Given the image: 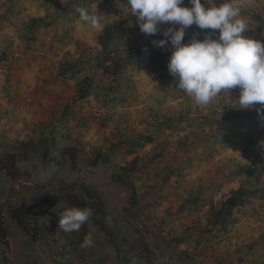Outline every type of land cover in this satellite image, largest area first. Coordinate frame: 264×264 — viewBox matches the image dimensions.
Here are the masks:
<instances>
[{"label":"rangeland","instance_id":"obj_1","mask_svg":"<svg viewBox=\"0 0 264 264\" xmlns=\"http://www.w3.org/2000/svg\"><path fill=\"white\" fill-rule=\"evenodd\" d=\"M251 1L255 0L237 2L241 12L246 6L245 3ZM6 3L10 5L11 1L6 0ZM16 3L18 4L17 1ZM43 3L49 6V18H62L63 23L66 17L75 23L79 17L78 8H87L89 12L97 11L101 18L111 19L113 26L127 27L123 41L111 43V55L130 47H139L142 53L135 64L122 71L121 77L124 76L121 83L118 82L116 89L110 91L107 96L104 88L95 87V81H101L104 75L98 69L92 70L100 60L98 53L101 47L97 36L101 31H87L76 25V29H79H71V33L75 35L76 32L80 34L82 31L84 41H65L66 46L63 47L68 50L63 56L62 50L56 53V48L61 44L49 36L50 42L53 43L49 50L55 58L56 67L46 65L45 69H54L59 73L60 69L65 67L63 63H72L80 72H76L71 78L66 75L64 79L48 83V90L53 95L49 94L51 98L43 104L44 110L39 117L46 120L40 127L35 124L37 119L31 116L35 111L31 110L28 115L15 111L16 114H4V117L0 118V162L8 166L7 173L12 175L6 177V172L0 175V187L4 195L0 201L1 226L7 235L1 240L0 264L239 263L240 253L233 251L232 238L228 236L234 226L223 230L214 223V214L222 197L249 183L243 176H233L238 167H264V152L257 154L252 149V144L257 146L256 142L262 139L246 133H235L227 138L226 145L219 144L217 139L221 134L215 131V124L212 122L220 120L215 118L211 122H200L199 125L203 129L196 137L198 141L184 129L186 124H179L175 115H166L162 120L166 122L170 118L175 119L176 122H172V128L168 130L146 120L145 114L153 120L150 111L155 108L156 100L166 94L172 96L170 93H164L165 74H169L168 61L160 67L152 59L162 48L155 47L152 41L165 39L162 32L170 26L169 24L161 25V32L152 36L141 33L136 18L131 16L130 12H122L120 4L124 3V0H47ZM261 9L262 12L249 14L252 15V27L259 34L264 33V30L257 31L263 23H259L257 17L264 21V7ZM23 11L22 19L25 20L30 10L23 7ZM34 21H30V24L44 26L42 19ZM35 26L32 27V32L37 37ZM44 30L50 32L48 27ZM186 32L188 37L192 38L191 31L185 30V34ZM197 36H201L200 33ZM18 41L21 44L18 48L23 51L20 50V55L23 56L27 54V49L30 51L34 48L29 45L34 41L38 42V39L28 37L24 42L19 38ZM163 47L165 51L172 50L170 42H166ZM169 56L167 54L163 60H168ZM13 58L21 59L18 53H14ZM89 76L93 80L90 91L93 93L86 99L75 102L76 89L81 85V81ZM134 77H137V82H141L142 90L147 92L136 93L132 80ZM126 78L131 81L129 84L125 82ZM109 82L110 80L106 83ZM111 82L114 83V80ZM174 89L176 93L173 98L182 101L177 104L180 109L186 108L192 112L195 107L192 98L185 96V92L179 87ZM24 94L26 95L18 98L16 102L15 98L13 99L14 109L21 111V103L24 105L23 110H28V107L35 110L42 106V102L38 105L33 101L31 92ZM168 96L164 97L165 104L169 102ZM183 96L186 98H181ZM175 101L164 108L156 104V109L163 110L165 114H170V111L176 114L178 112L173 111ZM179 112L183 115V110ZM242 113L253 115L264 132V125L255 108L242 110ZM18 115L21 117L18 118ZM204 116V113H199V121ZM24 117L34 120L27 125ZM249 123L251 124L252 120ZM7 134L10 137H7ZM143 134L148 136L152 143L145 144L143 139H139ZM205 148L209 150L206 151ZM163 149L167 152L162 158H157L155 154ZM63 151L75 154L74 165L68 156L61 154ZM44 152L47 153L46 158L43 157ZM209 152L210 156H206ZM97 153L107 156V161L92 164ZM134 159L138 160L139 170L131 178L132 184H119L116 176L120 168ZM150 161L152 162L148 164ZM228 178L231 181L228 182ZM83 187L100 197L104 213L110 221L108 229L115 232L117 247L111 246L101 235L99 224L94 220L100 217L99 212H96L98 203L84 195ZM257 190L260 194L264 191V172L257 184ZM66 194L70 196L69 203L66 201ZM24 199L30 203L34 215L38 216V223L35 225L29 217L23 218L26 230L22 231L10 217V212L20 209L21 200ZM255 200L246 207L261 205L263 202L260 199ZM71 207H90L93 209V215L80 228L79 234L70 240L71 232L66 233L58 228L55 215L59 212L62 214ZM246 207L234 209L233 215L242 216L249 211ZM251 217L253 218L246 216L247 219ZM236 224L237 221L234 225ZM86 235L92 236V247H81ZM74 239L77 240L75 251L72 249ZM213 245L219 248L210 255ZM124 255L126 260L123 259Z\"/></svg>","mask_w":264,"mask_h":264},{"label":"crops","instance_id":"obj_2","mask_svg":"<svg viewBox=\"0 0 264 264\" xmlns=\"http://www.w3.org/2000/svg\"><path fill=\"white\" fill-rule=\"evenodd\" d=\"M11 4L7 5L6 0H0V118L4 117V114H16L15 111L19 113H23V115H28V111H32L35 113H32L31 116H33L37 121L35 122L38 127L41 126V123L46 120L44 117H39L41 113L44 110L43 104L47 103L48 98H51L50 96L53 95L48 89L50 81H54L57 79L61 78V69L59 73L56 72L54 69H45V66L47 65L48 67L55 68L56 64L54 56H52V52H50L49 47L53 44L50 42V37H53V40L55 41L56 39L58 40L57 43L61 44L58 48H56V53L60 52L62 50V56L67 53L66 50L68 48H64L63 46H66L65 41L72 39V41H84V38L82 37V31L79 33L76 32L71 33V29L77 30L76 25L82 27V29H86L89 31L90 29L87 26H82L81 24L77 23V20H75V23L72 22V19L69 21L68 17L64 19L62 18H49V6H46V3L44 4V1L47 0H10ZM18 2V4L16 3ZM241 0H236V2H239ZM224 0H222V3ZM39 3V4H38ZM202 4H205V6L208 5L207 2H201ZM246 6L241 12V17H243L246 21V23L249 25L248 31L243 33L245 37L252 38L254 40L260 41L262 40V35L263 33H257L256 29L254 31L252 27V22L250 21V18L253 13H258L262 12L261 8L264 7V0H255L251 1L250 3L246 2ZM183 6H186L185 4ZM23 7L28 8L30 10V14L26 15L25 20H23ZM39 7V8H38ZM114 7V6H113ZM189 7V6H186ZM41 8V10H40ZM262 14V13H261ZM34 19H42V22L44 23V26L38 27V24L35 23V29L37 33V37L34 36V33L32 32V27L34 25L30 24V21ZM21 20V21H20ZM102 23L105 24L104 29L108 26H112V20L110 19H104L101 18ZM29 21V24H28ZM37 21V20H35ZM69 21V22H68ZM22 23H24L22 25ZM40 24V23H39ZM45 27H48L50 30L49 33H47L46 30H44ZM68 28L70 30H68ZM58 29V32H57ZM186 30L191 31V36L193 37L194 35L202 40L204 38L205 33L209 34L211 38L216 39L218 36V30H210V29H204L201 30L199 29L196 25L189 26ZM103 32L101 31L100 35ZM200 33L201 36H197ZM55 35V37H54ZM98 35L97 37H99ZM186 37L188 38V41L183 43H188L192 38H189L186 32ZM203 35V36H202ZM34 38L35 40L38 39V42L34 41L33 44L29 45L34 48L32 50L28 51L26 50L25 55H20V50L21 52L22 49H19L18 46H21L19 40L23 41L27 38ZM52 41V40H51ZM79 41V43H80ZM24 42V41H23ZM13 43V44H12ZM43 47V48H39ZM45 50H48L47 52ZM14 51V53L19 54V58L21 59H14L13 54L11 53ZM25 52V51H24ZM10 55V57H9ZM12 55V58H11ZM17 55H15L16 58ZM43 56H47V58H42ZM14 60V61H13ZM41 68V70L39 69ZM43 69V70H42ZM42 71V72H41ZM15 73V74H14ZM124 76V75H123ZM122 76V77H123ZM126 76V75H125ZM171 76V75H170ZM168 77L165 80V94L170 93L172 96H168L167 94L165 96H168L169 102L165 104L164 102V97L161 99L156 100V104L164 107L169 106V104H174V101L176 99L173 98L175 92L174 88H178V81L176 80L177 86L175 87V84L173 83L174 78ZM122 77H120L117 82H111L113 79L112 77L104 75V77L101 79V81H95V87L98 88H105L108 85L110 86H118V82L121 83ZM64 79V78H63ZM110 80L109 84L106 82ZM130 80L129 78L125 79V82ZM133 80L136 93H143L147 92L145 89L142 90L141 82H137V77ZM59 83V80L57 81ZM59 87V86H58ZM169 88V89H167ZM171 89V90H170ZM154 90H152L151 93H153ZM31 92L34 97V102L37 103L38 105L42 102L41 107L35 108V110H32V107H28V110H23L24 105L21 103L19 106L22 108L21 111H18L17 108L14 109V103L13 99L16 102L18 98L26 95L24 93H29ZM149 92V91H148ZM180 92V91H178ZM93 93V92H92ZM91 93V94H92ZM150 93V94H151ZM49 94H51L49 96ZM90 94V95H91ZM37 95V96H36ZM184 95V94H183ZM188 98V95H185ZM239 96V88H233L227 90V93H221V95L217 98H214L208 105L206 106H199L195 105L193 108L192 112L190 109H180V107L177 105L180 101L178 98L176 102L175 109H170L178 113L173 114L172 111H170V114H165V112L161 109H156V104L154 105L155 108L151 109V114L153 117V120L151 117L147 118V115L145 114V118L149 123H157L160 122L164 119V117L170 116V115H175L177 116L176 120L179 122V124H186L187 126H183L185 130L189 131L190 135L196 139V137L201 134V130L203 128L200 127V122L205 120V121H213L212 119H222L224 118L225 121L224 123L218 128L217 123L221 121H216L214 120L212 123L215 125L213 128L215 131H218L221 136L225 135L228 139L231 135H234L235 133H246V135H254L259 136L260 139H264V132L262 131V126L258 124L255 120V122H252L251 124L249 123L250 120H253L254 118L251 119V116H249L247 113H242V110L249 111L248 109H240V105L238 103H234ZM181 98H186V97H181ZM193 100V99H192ZM182 102V101H180ZM139 103V99H138ZM146 104V103H145ZM141 107V105H138ZM137 106V107H138ZM174 106V105H173ZM151 107V105H150ZM149 107V108H150ZM237 109H236V108ZM260 105H255L254 108H258ZM27 108V107H26ZM186 109V110H185ZM200 109L202 112H200ZM252 109V110H253ZM148 110V108H147ZM179 110H183V115L179 112ZM238 111L239 114L236 116L232 113V111ZM146 111V110H145ZM187 112V113H186ZM54 113V112H53ZM52 113V114H53ZM199 113H204V117L200 118V121L198 119ZM35 114V115H33ZM180 114V115H179ZM21 117L18 115V118ZM235 117V118H234ZM30 119L28 117H24L23 120L25 123L28 125L31 121L34 120ZM215 121L217 123H215ZM235 123V124H234ZM255 123V124H253ZM154 124V125H155ZM250 124V125H249ZM237 125V126H236ZM211 125H209L210 128ZM3 127V126H2ZM147 127V126H146ZM145 131V130H144ZM177 131V130H174ZM146 132V131H145ZM7 137L8 134L6 135ZM227 139V141H228ZM227 143V142H226ZM257 143V142H256ZM226 145V144H225ZM252 149L257 153L261 154L264 150H261L257 146H254L252 144ZM205 150H209L208 148H205ZM260 205V204H259ZM264 204L262 203L261 207ZM247 212H245L242 216H234L238 224L233 225V230L228 233V236L230 239L232 238V246L233 251L237 254L239 252L240 257L238 259L239 263L235 264H264V207H256L255 211H252L251 208L252 206H248ZM240 214V213H239ZM246 216H253V218H246ZM245 217V218H243ZM229 239V240H230ZM235 241V242H234ZM236 243V246H234ZM218 245V244H217ZM217 245H213L212 248H210L211 253L210 255L219 248V246L216 248ZM194 247H197L194 245ZM221 248V247H220ZM224 252L228 253L229 255L230 252L226 251L224 248H222Z\"/></svg>","mask_w":264,"mask_h":264},{"label":"clouds","instance_id":"obj_3","mask_svg":"<svg viewBox=\"0 0 264 264\" xmlns=\"http://www.w3.org/2000/svg\"><path fill=\"white\" fill-rule=\"evenodd\" d=\"M188 3L191 7L183 6L184 0H124L120 8L136 18L145 35H155L161 32V25H170L162 32L165 39L152 43L158 48L171 43L168 72L196 105L206 106L221 93L238 87L239 96L234 103L248 110L260 105L255 111L264 125V44L243 35L249 25L241 17L236 0H224L219 5L208 0L207 6L201 0ZM77 12V23L95 32L103 30L97 11L78 8ZM192 25L201 30H218V36L213 39L205 33L200 40L194 35L185 44V30ZM257 144L264 150V139ZM92 215L90 207L68 208L61 214L58 228L66 233L79 231ZM93 243L92 236L86 235L81 247L89 248Z\"/></svg>","mask_w":264,"mask_h":264},{"label":"trees","instance_id":"obj_4","mask_svg":"<svg viewBox=\"0 0 264 264\" xmlns=\"http://www.w3.org/2000/svg\"><path fill=\"white\" fill-rule=\"evenodd\" d=\"M203 0H201L202 2ZM214 3L219 5L222 3V0H214ZM184 4L186 6L191 7V5L188 3V0H184ZM257 20L259 21V23L263 22L262 25L257 29L258 32H262L264 30V21H262L261 19H259L257 17ZM261 20V21H260ZM33 22H35L33 20ZM127 31V27H117V26H111L108 25L103 33L98 37V44L101 47V51L98 53L100 60L96 62L95 66H93V71H97V69L101 72L102 75H106L109 77H112L114 82L119 81L118 79L121 77L122 75V71L129 65H133L136 63V61L139 59L141 53H142V49H140L139 47H130L127 49H122L120 52H116L114 55H111V50L109 49L111 43L113 42H117V41H123L124 34ZM183 41L187 42L188 38L186 37V35L184 36ZM261 43L264 44V33L262 35V40ZM168 52V53H167ZM120 53V54H118ZM168 54L169 56V51H165V48L162 47L159 51H157L152 59L153 61H155V64L159 65L160 67H162V64H164V62H167L168 60L165 59V61L163 60L166 55ZM64 66H68V68H63L61 70L62 74H61V78H66V75H69L68 78H71L73 76H75L76 72H80L78 69L75 68V66L72 63H63ZM77 67V66H76ZM166 78H168L170 75L168 73L165 74ZM171 77V76H170ZM128 84L131 81H127ZM173 83L175 84V87L177 86L176 84V80H173ZM81 85L78 86V88L76 89L75 92V96H74V101H82L84 99H86L92 92V87H93V80L91 79V77H85L81 83ZM116 83L115 86L112 87L110 85H108L107 87L104 88V92L106 94L107 92V96L110 95V91H112L113 89H116ZM232 113L234 115H238L239 113L235 110L232 111ZM165 118V117H164ZM235 118V117H234ZM254 118L253 115H251V119ZM255 118L252 120V122H254ZM220 122H215L217 123V127L219 128L225 121L224 118L220 119ZM172 122H176L174 118H170L168 121L166 122H157L155 125L158 127H162L165 130L171 129L172 126ZM235 124V123H234ZM255 124V123H253ZM237 126V125H236ZM139 139H143L146 143H152V140L147 136H145V134H143L141 137H139ZM46 140L43 139L42 142H44ZM218 143L225 145L227 142V137L225 135L220 136L218 139ZM167 143H165L166 146ZM27 146V145H26ZM23 146V147H26ZM135 146L138 148V146L135 144ZM141 147V146H140ZM27 148V147H26ZM131 151H129L130 153ZM165 152H167L166 149H163L161 152L156 153L155 155L157 156V158H162L163 154H165ZM264 152V151H263ZM127 153V154H129ZM61 154L66 155L69 157L70 162L72 163V165L75 164L76 158H75V154L73 153H68V151H63ZM206 156H210V152L207 154ZM43 157L46 158L47 157V153L44 152L43 153ZM264 157V155H263ZM11 158H14L13 156H11ZM12 159H10L11 161ZM98 161L101 162H106L107 161V156H101V154L97 153L96 156H94V159L92 161V164H96ZM137 159H134L133 161H131L129 164L124 165V167L120 168V172L118 173V175L116 176L117 178V182L119 184H124V185H131V178L134 176V174L138 173V165H137ZM152 161L148 162V164H150ZM157 165L159 166L160 163L159 161H157ZM6 167L8 166H4L1 162H0V175L2 174V172H6V177H11L12 175L7 173ZM154 167L157 168L156 165H154ZM264 172V167L261 166L259 168L257 167H252V166H243V167H238L237 171L235 173V175L233 176H243L245 179H248V184H244L242 186H240L238 189L231 191L230 195L222 197L221 200L218 202V209L216 211V213L214 214V223L218 224L220 228H222L223 230H226L229 226H233L235 224V218L233 216V210L236 208H241V207H246L247 205H251V201L255 200V199H260L261 201H263L262 203L264 204V191L261 192V194L259 193V191L257 190V184L259 182V180L261 179V175ZM227 181H231V179H227ZM82 192L84 193L85 196H87L90 199H94L98 204L97 206V210L96 212H99V219H94L95 222H97L99 224V230L101 232V235L104 237V240L106 242H108L111 246L117 247L116 245H118V241L115 239V232L111 231L108 229V225L110 224L109 219L106 217L105 213H104V209H103V205L100 202L101 199L100 197L88 190L87 188L83 187L82 188ZM259 193V194H258ZM66 196V201L67 203H69V199L70 196L68 194L65 195ZM4 198L3 195V189L0 187V201ZM134 199L132 198V201ZM256 201V200H255ZM195 202H197L195 200ZM261 203V205H262ZM261 205H254V207L251 209L252 211H255L256 207H261ZM264 207V205L262 206ZM261 207V208H262ZM10 217L16 222L18 228L22 231H25V226L23 224V218L29 217L30 219H32V221L35 223V225H37L38 221V216L34 215V213L32 212L31 209V205L28 201H26L25 199L22 201L21 200V205H20V209L18 210H13L10 212ZM56 220H57V224L58 221L61 217V213H57L55 215ZM2 217L0 215V246L2 244V238H4L6 235L5 233V229H3V227L1 226V221ZM40 228V227H39ZM41 230V228H40ZM40 234L43 235V233L40 231ZM78 231H73L70 233V240L74 238V235H78ZM68 237V236H66ZM80 238V237H77ZM77 240L74 239V245H73V250H77ZM80 241V240H79ZM71 242V241H69ZM116 252L118 253V251L116 250ZM123 259L126 260L125 255L123 256Z\"/></svg>","mask_w":264,"mask_h":264}]
</instances>
